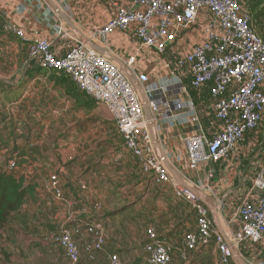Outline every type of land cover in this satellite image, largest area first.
Here are the masks:
<instances>
[{
	"label": "crops",
	"instance_id": "1",
	"mask_svg": "<svg viewBox=\"0 0 264 264\" xmlns=\"http://www.w3.org/2000/svg\"><path fill=\"white\" fill-rule=\"evenodd\" d=\"M240 1L243 5V13L251 16L253 28L256 31L260 30L253 23V17L243 3L247 1ZM121 7L136 11L144 10V7L133 5L129 0H0V52L15 47L13 53L16 54L19 51L15 45L20 43L19 47L23 48L25 56L20 59L17 66L21 68L19 78L9 89L10 91L14 89L16 92L17 102L27 88H31L32 92L36 91L33 106L30 108L31 113L34 112L38 115L36 117L45 119V128H56L53 134L56 133L62 138L53 146L48 144L38 149L29 147L27 152L24 150L26 156L23 166L31 167L23 174L26 175L27 181L32 179L37 185L34 196L27 198L22 210L17 214L19 223L23 220L26 225L32 226L38 222L40 216H44V213L36 214L31 208L26 207L31 202L35 204L37 199L41 198L45 200L41 207L45 208L47 223H50L49 217L52 218L57 212L55 219L58 221L54 223L60 224L56 228V233L62 224L73 220L74 223L83 221L85 228L94 233L91 234L94 236L93 240L89 241L92 245L96 243L99 234L104 233L106 236L104 248L95 252L106 251L109 257L107 264H111L113 254H117L122 259L121 264H127L129 261H133L132 264H145L144 244L147 240V229L151 227L174 246L170 264H221L215 235L206 246L194 251L186 249L185 235L189 232H197V216L192 204L184 197H178L174 189L176 185L184 183L202 186L204 190H201L200 202L208 209L213 229L229 240L241 229L238 215L241 202L250 199L258 203L261 195L264 196V193L255 186V180L259 176L264 177V114L260 125L249 131L243 140L236 144L230 156L216 163H203L197 172L189 170L186 138L196 131L199 124L203 126L209 137H212L222 126L214 115V101L209 85L194 89L191 86L188 66L178 65L179 61L185 60L196 46L206 42L211 33L224 34L211 10L207 7L202 9L196 25L190 29L177 30L174 27L173 31L177 33V38L167 43L163 53L144 45L137 37L136 31L140 26L138 22L131 23L126 29L117 28L106 38L98 37L94 40L96 49L116 63L122 64L134 57L135 73L137 75L145 73L149 76L146 85L166 88L164 95H157L161 98V117L154 132L156 146L171 173V184L162 185L152 181L124 145L117 166L112 167L110 162L105 160L100 166L95 167V171L105 170L106 173L114 176L124 175L123 178L126 180L119 188L122 192H126L127 186H123L126 182L134 183L131 193L139 190L136 196L127 199L125 203L127 206L123 211L115 212L127 217L126 228H131L136 233L139 228L136 226L135 229L134 222L138 221L139 225L141 223L144 225L143 239L138 244L141 247L139 252L137 249L125 251L121 244L115 242L110 230L113 219L109 216L101 220L94 217L91 223L80 218L76 220L82 212L105 214L107 211L105 206H110V199L107 197L103 202L97 192L89 188L84 172H81L79 178L76 176L78 190L70 187L69 181L63 177L68 168L74 171L75 166L80 165L79 162L94 155L93 150L90 147L86 149L85 144H81L83 140L79 139L82 136H90L92 128L97 126V104L76 88L68 74L66 76L58 72H46L40 69L37 62L27 63L28 44L3 29L5 21L12 22L30 39L50 41L53 53L57 57H62L76 44L70 35L78 33L83 37H89V32L104 27ZM57 8L59 11L56 10ZM153 21H157V18ZM260 31L263 33H257L264 38V31ZM23 70L27 73H22ZM135 83L140 85L137 80ZM146 109L149 111L148 104L145 106ZM107 115L110 119L108 111ZM193 117H197L199 122H195ZM119 165L121 170L117 171ZM32 167L36 170L34 171ZM85 169L80 168L81 171ZM57 171H63L61 181L64 196L61 200L46 194L44 190V183ZM67 173V176L71 177L69 171ZM210 173L213 176H209ZM40 176L43 178L40 179ZM71 179L74 181V178ZM81 183H87L89 191L82 190ZM115 188L118 189L117 185L110 189ZM77 192L85 196L86 200L80 194L78 197L74 196ZM72 197L75 198V202L71 201ZM76 197L80 200L81 206L76 204L78 201ZM83 201L84 207L90 205V210L87 207L83 208ZM20 224L21 227L25 226L24 223ZM69 227L73 235L76 234V240H79L77 245L82 252L81 264H92L91 261L97 256H93L91 251L88 252L87 242L82 243L81 235L75 233L73 225ZM18 230L22 231V228L17 227L16 239H18ZM56 233L50 234L49 238L54 239ZM131 236L134 237L133 234ZM48 243L50 245V242ZM53 246L54 244L49 247ZM131 248L132 246L129 249ZM236 253L245 264H264V239L259 243L244 242ZM127 255H130L131 259L126 261ZM230 264L242 263L234 256Z\"/></svg>",
	"mask_w": 264,
	"mask_h": 264
},
{
	"label": "built area",
	"instance_id": "2",
	"mask_svg": "<svg viewBox=\"0 0 264 264\" xmlns=\"http://www.w3.org/2000/svg\"><path fill=\"white\" fill-rule=\"evenodd\" d=\"M129 1L144 10L119 8L104 27L89 32L88 40L78 33L70 35L76 44L62 57L53 53L50 41L30 39L12 22L5 21L3 29L28 44L29 58L36 60L42 70L65 72L79 91L97 106L105 108L124 147L136 158L145 174L157 184H171V173L156 146L154 132L161 117V98L157 95H164L166 88L146 85L149 76L135 73L134 57L121 66L92 47L90 41L106 38L115 29H126L131 23L138 22L137 37L144 45L163 53L167 43L177 38L174 27L190 29L196 25L202 9L211 10L224 34L211 33L206 42L196 46L178 64L188 66L194 89L209 85L214 115L222 124L212 137L199 124L186 138L188 168L197 172L203 163H216L230 156L236 144L260 125L264 114V38L253 28L251 16L243 13L240 0ZM154 18L157 21L154 22ZM134 79L139 82V87L133 84ZM193 120L199 122L197 117ZM61 175L62 172L57 171L44 183L46 194L58 200L64 196ZM209 176H213L212 173ZM81 185L83 190L88 188L85 183ZM255 186L264 193L263 176L255 180ZM174 190L178 197H184L192 204L197 216L198 230L185 235L186 249L194 251L206 246L215 235L221 264H230L235 250L244 242L259 243L264 239L263 195L258 203L250 199L241 202L238 207L241 229L227 240L214 231L208 209L200 202L202 186L184 183L176 185ZM53 240L64 250L70 264H81L82 252L68 225L62 224ZM105 243L106 236L100 233L95 249H103ZM174 249L154 228L147 229L145 264H170ZM111 264H121L117 254L111 256Z\"/></svg>",
	"mask_w": 264,
	"mask_h": 264
},
{
	"label": "rangeland",
	"instance_id": "3",
	"mask_svg": "<svg viewBox=\"0 0 264 264\" xmlns=\"http://www.w3.org/2000/svg\"><path fill=\"white\" fill-rule=\"evenodd\" d=\"M246 1L247 2L243 3L245 7L248 8L249 13L252 15L253 23L257 25L260 30L264 31V0ZM260 30H257V32L259 34L263 33ZM15 46H17V51H19L16 52V54L13 53L15 47H10L0 52V133L3 132L2 135L8 138L10 136V133L12 132V128L15 132V134L11 136L10 150H0V167L2 169L16 172L18 174L23 172L27 173V170L29 169V167H31L27 165L22 166L21 168L14 169L16 158H20L19 156L22 153V150H25L27 152L29 147L34 148L35 146H40V148H42L48 144L53 146L56 142L59 141V139L62 138H60L61 136H58L56 133L53 134V132L56 131V128H45V119L36 117L38 115L34 112L31 113L30 108L33 106L34 98L36 97V91L32 92L31 88H27V93L25 92L24 95L19 98L18 102H14L13 104L6 102V99L3 98L1 90H3L6 85L11 86L15 82V80L19 78L21 68H18L17 66L22 60V57H25L23 48L19 47L20 43H16ZM29 59L30 58H28V60ZM7 92L11 93V91ZM5 102L7 104V107H4L3 105L5 104ZM38 114L40 115V113ZM97 117V126L92 128L91 135H87L85 137L82 136V138L79 139L81 141L83 140L81 144H85L86 149L90 147L93 150L92 152H94V155L90 156L87 160L84 159L85 161L79 162L78 164L80 165H77L78 167L75 166L74 171L71 168H68V170H66V174H63V171L62 174L65 180L69 181V186L78 190L76 180L80 177L81 172H84L85 179L90 186L89 188L92 191H96L103 202H105L104 199L108 197L110 199V206L108 207L106 202L107 206H105V208L107 211L105 210V214H97L95 212H93L95 214L82 212L80 216H77L76 220L80 218L85 221L87 220L88 223H91L90 221L95 219L94 217L101 220L109 216L113 219L110 230L111 234H113L115 242L121 244L123 250L125 251L129 252L137 249V252H139L141 250V247H139L138 244L143 239L142 228L144 225L142 223L139 225L138 221L134 222L135 229L136 226L139 228V231H137L136 233V231H133L131 228H126L128 226L127 217H123L122 214L115 213L117 211H123L127 206L125 205V203H127V199H129L133 195L136 196L139 190H135L134 193H131V191L134 189V183L132 184V182H126V184H123V186H127L125 190L126 192H122L121 189L119 190V188L121 187V184L124 182V180H126L125 178H123L124 175L114 176V174L112 175L108 172L106 173L105 170L95 171V167L100 166L101 162L105 160L107 162H110V166H117V163L120 160V156L122 155V150L124 149L123 139H121V135L119 134L114 122H112L108 118L106 109L98 106ZM6 124L10 125L4 127L6 126ZM15 146L18 147L19 152L14 155L12 149ZM13 155L14 157H11ZM80 168L86 169L81 171ZM32 169L34 171L36 170L35 167H32ZM120 170L121 168L119 165L117 171ZM68 171L71 177L67 176ZM101 174H104V176H101ZM112 177L117 178L111 179ZM42 178L43 176H40V179ZM71 178H74V181ZM28 181L33 182L32 179H29ZM40 182H42V180ZM88 184L86 183L87 186ZM116 185L118 189H110L112 186ZM86 190H88V188ZM78 194H80V192L74 193V196L78 197ZM81 195L82 194H80V196ZM123 196L125 197L123 198ZM77 197L76 200H78ZM82 197L84 200H86L85 196L82 195ZM72 199L73 200L71 201L75 202V198L72 197ZM71 201L69 200V203L72 204ZM79 201L80 200H78L76 204L81 206V204H79ZM31 203L26 207L31 208V210H33L36 214L37 212H42L44 213V216H40L38 222L34 223V225L32 226L26 225V223L22 220V222L20 223H24L25 226L21 227L22 225L19 223V219L16 215V218L10 223L8 228L5 231H2L0 238V249L6 247L13 253L11 260L9 262H4L3 264H11L12 262H15L17 264L70 263L66 258L64 250L57 246L56 243L54 244V240L52 238H49L51 237L50 234L56 233V228L60 224L54 223L58 221L55 219V215L57 212L53 214L52 218L49 217L50 223H47V219H45V208L41 207L45 203V200L38 198L35 204ZM82 203L83 208L87 207V209L90 210V205H86L84 207V201ZM73 221H68L65 224H67L68 226L73 225L75 233L81 235L80 237L82 239V243H84L85 241L87 242L86 245L89 248L88 252L91 251L90 253L93 256H97L96 259H93L91 261L93 262L92 264H107V262L109 261L108 253L106 251L95 252L97 250L95 249V244L92 245L89 242L90 240H93L94 236H92L91 234L94 235V233L92 231H89L88 228H85L86 225L83 221H77L75 223ZM17 227L22 228V231L18 230V239H16ZM131 234H133L134 237H132ZM73 236L77 243L79 240H76V234ZM48 242H50V245L54 244V246L50 248ZM47 243L49 246L46 245ZM131 246L132 248L129 249ZM128 259H131L130 255H127L125 257L126 261ZM130 262L131 261L127 262V264H132L133 261L131 263Z\"/></svg>",
	"mask_w": 264,
	"mask_h": 264
},
{
	"label": "trees",
	"instance_id": "4",
	"mask_svg": "<svg viewBox=\"0 0 264 264\" xmlns=\"http://www.w3.org/2000/svg\"><path fill=\"white\" fill-rule=\"evenodd\" d=\"M29 61L30 63L37 62L36 60L30 59L26 62L28 63ZM22 73H27V71L25 72V70H23ZM58 73L67 76V74L63 71ZM9 87V85H6L1 91L3 98L6 99V102L13 104L14 102H17L18 97L14 89L11 91V93L7 92L10 91ZM6 102L3 104L4 107H7ZM8 125L10 124H6L4 127H7ZM2 133L3 132L0 133V150L4 149L5 151H8L11 147V136L14 135L15 132L12 128V132L8 138L4 137ZM34 148L38 149L40 146H35ZM13 149L12 151L14 155L19 152L17 146H15ZM14 155L11 157H14ZM25 156V152L22 150V153L19 156L20 158H16L14 169L21 168L23 166V163L25 162ZM36 185L37 184L35 182L27 181L25 174H17L16 172L8 171L0 167V238L2 231H5L10 223L16 218V215L20 213L24 204L26 203L27 198L29 196H34ZM4 248L0 249V264L9 262L13 255V253L8 248Z\"/></svg>",
	"mask_w": 264,
	"mask_h": 264
},
{
	"label": "water",
	"instance_id": "5",
	"mask_svg": "<svg viewBox=\"0 0 264 264\" xmlns=\"http://www.w3.org/2000/svg\"><path fill=\"white\" fill-rule=\"evenodd\" d=\"M57 11H59V9L57 8L56 9ZM72 25H74V24H72ZM75 26V25H74ZM74 28H76V29H78L77 27H74ZM80 32H81V30H79ZM81 34H83V32H81ZM87 40L89 39L88 37H86V36H84ZM90 45L92 46V47H94V48H96V45H95V42H92V41H90ZM121 66H123V64H121ZM135 79L133 80V84L136 86V87H139V85L137 84V83H135ZM145 106H146V104H145ZM147 110V109H146ZM147 113H148V110L146 111ZM234 256L242 263V264H245L243 261H241V258L239 257V255L236 253V250H235V253H234Z\"/></svg>",
	"mask_w": 264,
	"mask_h": 264
}]
</instances>
